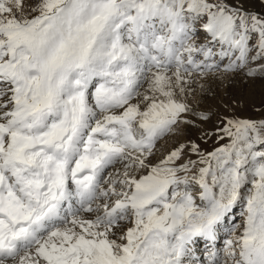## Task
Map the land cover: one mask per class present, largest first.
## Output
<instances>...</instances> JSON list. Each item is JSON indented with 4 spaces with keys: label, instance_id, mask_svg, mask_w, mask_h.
I'll use <instances>...</instances> for the list:
<instances>
[{
    "label": "snow or ice",
    "instance_id": "snow-or-ice-1",
    "mask_svg": "<svg viewBox=\"0 0 264 264\" xmlns=\"http://www.w3.org/2000/svg\"><path fill=\"white\" fill-rule=\"evenodd\" d=\"M246 2L0 0V264H264V118L158 147L264 78Z\"/></svg>",
    "mask_w": 264,
    "mask_h": 264
},
{
    "label": "rangeland",
    "instance_id": "rangeland-1",
    "mask_svg": "<svg viewBox=\"0 0 264 264\" xmlns=\"http://www.w3.org/2000/svg\"><path fill=\"white\" fill-rule=\"evenodd\" d=\"M246 7L256 11L264 10L261 0H247ZM203 89L195 87L194 97L189 99L201 110L209 113L210 119L200 128L186 126L177 137L161 140V151L170 148L179 139L181 142L195 139L206 150L214 147L215 136L207 143L201 140L202 130L215 131L225 116L260 119L264 118V78H246L242 73L225 74L223 77L211 76L201 81ZM239 220V217L237 218ZM201 247V245H200Z\"/></svg>",
    "mask_w": 264,
    "mask_h": 264
},
{
    "label": "bare ground",
    "instance_id": "bare-ground-1",
    "mask_svg": "<svg viewBox=\"0 0 264 264\" xmlns=\"http://www.w3.org/2000/svg\"><path fill=\"white\" fill-rule=\"evenodd\" d=\"M200 245H201V247H200V248L202 249V248L204 247V244H203V243H201Z\"/></svg>",
    "mask_w": 264,
    "mask_h": 264
}]
</instances>
